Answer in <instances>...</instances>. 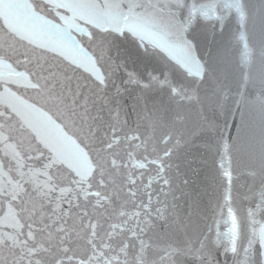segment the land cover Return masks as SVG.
<instances>
[{"label":"snow or ice","instance_id":"1","mask_svg":"<svg viewBox=\"0 0 264 264\" xmlns=\"http://www.w3.org/2000/svg\"><path fill=\"white\" fill-rule=\"evenodd\" d=\"M0 264H264V0H0Z\"/></svg>","mask_w":264,"mask_h":264},{"label":"water","instance_id":"2","mask_svg":"<svg viewBox=\"0 0 264 264\" xmlns=\"http://www.w3.org/2000/svg\"><path fill=\"white\" fill-rule=\"evenodd\" d=\"M68 12L69 15H72L75 12L78 15V18L82 19L84 23L92 21L103 23L108 18L104 10L99 7H94L88 11H81L80 9L70 8ZM26 15L27 13H21L19 15V25H14L13 27L16 28L18 26H22Z\"/></svg>","mask_w":264,"mask_h":264}]
</instances>
